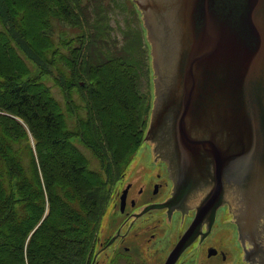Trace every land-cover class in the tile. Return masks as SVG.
<instances>
[{
	"label": "trees",
	"instance_id": "trees-1",
	"mask_svg": "<svg viewBox=\"0 0 264 264\" xmlns=\"http://www.w3.org/2000/svg\"><path fill=\"white\" fill-rule=\"evenodd\" d=\"M28 1L31 35L24 0H0V264H86L109 185L143 139L149 102L132 63L106 49L102 15L86 12L99 1ZM46 77L77 115L72 126Z\"/></svg>",
	"mask_w": 264,
	"mask_h": 264
},
{
	"label": "water",
	"instance_id": "water-1",
	"mask_svg": "<svg viewBox=\"0 0 264 264\" xmlns=\"http://www.w3.org/2000/svg\"><path fill=\"white\" fill-rule=\"evenodd\" d=\"M150 44L144 140L175 196L204 193L185 244L230 198L243 233L264 224V0H133Z\"/></svg>",
	"mask_w": 264,
	"mask_h": 264
},
{
	"label": "flooded vegetation",
	"instance_id": "flooded-vegetation-1",
	"mask_svg": "<svg viewBox=\"0 0 264 264\" xmlns=\"http://www.w3.org/2000/svg\"><path fill=\"white\" fill-rule=\"evenodd\" d=\"M144 146L148 163L115 180L86 264H264V224L243 233L235 197L205 216L182 244L204 193L175 196L167 165Z\"/></svg>",
	"mask_w": 264,
	"mask_h": 264
},
{
	"label": "rangeland",
	"instance_id": "rangeland-1",
	"mask_svg": "<svg viewBox=\"0 0 264 264\" xmlns=\"http://www.w3.org/2000/svg\"><path fill=\"white\" fill-rule=\"evenodd\" d=\"M86 0H83L85 2ZM99 1L97 3L89 4L88 9L86 10L87 14H92L91 20L93 21L96 16L99 14L102 15V21L100 24L102 28H107V37H106V43H107V50L109 51H119L122 53V57L132 63L134 66V70L136 71L137 80L139 82V90L141 93L144 94V96L147 97L149 102V108L146 118V126L149 121L150 117V111L152 107V101H153V71L151 68V55H150V44L146 39V31L142 23L140 12L137 10L135 5L133 4V0H95ZM23 6L26 7V22L27 25L25 27V30L28 34L31 35L30 32V24L32 25V21L35 19V12L31 8V5H29L28 0H24L22 3ZM96 15V16H95ZM97 24V23H93ZM57 26V25H56ZM60 28V26L58 27ZM69 35H74L75 32L69 30ZM9 61L10 58L6 57ZM123 70V69H122ZM37 72V70H35ZM55 75V73H54ZM99 88L100 91H104L106 89V85L103 79H99ZM45 82L51 86V90L54 94V96L60 100L62 108L64 112L66 113L68 117V122L70 126L75 124V119H77V115L75 113L70 114L67 111V106L63 97V93L61 89L58 86L54 85V82L51 77H46ZM73 98L76 102V104L80 103V95L76 88L73 89ZM85 108L84 106H82ZM78 114L81 116H85V110H80ZM115 125L116 127H120V124L122 128L118 129V135L122 138L126 137L127 131V125L126 122H124V119H122L121 116H116ZM121 122H120V121ZM146 126L143 129L142 138L144 137V133L146 130ZM29 139L33 145V138L29 136ZM145 143L143 142V139L137 149L134 150V152H131L130 158L126 162L127 165L125 166V169L123 171L126 172L130 170L133 166L136 165H143L145 166L148 163L149 158L145 160V157L147 155L145 154L143 150L145 149ZM83 152L89 157L91 154L88 150L85 148H82ZM149 155V153H147ZM51 160L55 163H58L60 161V155L52 153ZM122 173V174H123ZM121 174V175H122ZM119 181H113L110 183V191H114V186L116 187L118 185ZM113 197V194L110 195L109 200L106 203V212L108 213L109 208L111 207V199ZM104 217V216H103ZM102 222H104V218H102L98 232L101 228Z\"/></svg>",
	"mask_w": 264,
	"mask_h": 264
}]
</instances>
